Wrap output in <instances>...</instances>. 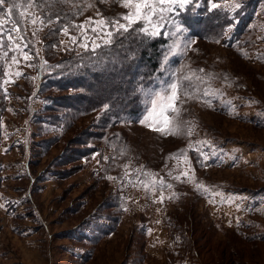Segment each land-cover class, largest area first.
<instances>
[{"label":"rangeland","instance_id":"374dc122","mask_svg":"<svg viewBox=\"0 0 264 264\" xmlns=\"http://www.w3.org/2000/svg\"><path fill=\"white\" fill-rule=\"evenodd\" d=\"M239 3L209 12L199 0L179 13L186 32L162 36L165 50L177 39L183 54L162 59L158 89L148 93L165 89L177 69L202 78L181 90L179 112L168 114L179 132L151 130L152 118L139 122L147 95L138 118L112 128L115 152L106 137L93 136L97 113L52 106L66 93L42 86L53 64L42 48L51 23L25 10L37 19L22 25L34 58L0 49V264H264V0ZM73 4L82 12L64 27L67 35L64 28L57 35L56 58L83 50L82 30L72 25L88 28L89 18L127 11L119 0ZM208 14L228 22L216 29L199 23ZM189 39L195 43L185 49ZM64 115L60 127L53 123ZM112 203L115 209L102 210ZM113 217L116 230L99 240L94 227Z\"/></svg>","mask_w":264,"mask_h":264},{"label":"trees","instance_id":"16d2710c","mask_svg":"<svg viewBox=\"0 0 264 264\" xmlns=\"http://www.w3.org/2000/svg\"><path fill=\"white\" fill-rule=\"evenodd\" d=\"M77 1L83 0H36L39 7H35L29 6L25 0H15L16 3H22L23 7L15 10L14 17L19 19L20 11L33 7L44 17L46 24L51 23L44 34L42 48L45 54L50 56L49 59L53 64L50 65V71L44 73L45 80L42 86L46 90L51 89L52 92L66 93L53 97V101H57L52 104L55 108L67 109L75 115L97 113L98 122L93 126L97 131L92 132L95 133L93 136L97 141L106 137L107 150L115 152L112 128L138 118L143 107L146 106L145 97L158 89L156 76L159 73H156L163 59L167 39L161 35L152 39L141 38L143 39L141 42V39L135 37L128 39L117 37L113 45L99 48L95 53L90 48L81 51L70 50L56 58L54 43L57 35L82 12L80 5L73 4ZM3 8L7 10L8 0ZM226 17L220 14L218 15L220 20H217L216 17L208 14L199 23L206 22L210 28L216 29L220 22L222 24L228 22ZM241 18L250 21V18H246L244 14H241ZM131 52L135 53L134 57L127 59L126 56ZM105 104L110 107L107 111H102ZM64 117L66 116L62 118L55 116L56 120L53 123L58 120L57 125L60 127V124L64 123ZM115 207L117 206L113 203L108 206L103 205L102 210H113ZM120 209L119 215L124 211ZM106 219L110 220L107 227L101 225L93 229L99 240L115 231L119 225V218Z\"/></svg>","mask_w":264,"mask_h":264},{"label":"snow or ice","instance_id":"6c2138e0","mask_svg":"<svg viewBox=\"0 0 264 264\" xmlns=\"http://www.w3.org/2000/svg\"><path fill=\"white\" fill-rule=\"evenodd\" d=\"M29 3V6L39 7L36 0H25ZM122 7L127 11L121 13L116 18H101L98 20H92L89 18L87 23L88 28H85L84 24L72 25L74 28H79L82 30L81 40L79 47L89 50L93 53L97 49L113 45L116 42L117 37H123L128 39L129 37H135L137 39H152L159 37L161 35L166 37H178L186 32V28L183 23L178 19L179 13L192 6L199 7V0H119ZM6 0H0V16H7L8 19H0V49L8 47V51H4L3 55L6 57L9 51L19 52L20 59L25 62L31 61L33 57V52L29 50L32 46L29 41L26 40L25 34L22 30V24L25 19L31 20L32 24L37 22V19L32 18L29 13L25 11H20L18 13L19 19L14 17V12L16 9L23 7L22 3H16L15 0H8V8L5 11L3 5ZM207 11L212 12L213 10H218L222 7H228L230 9H239V0H234L233 3L221 5L219 3L213 2V0H205ZM59 19V17L57 18ZM39 22L41 25L44 24V17H39ZM49 22H51L49 20ZM8 24H14V27H7ZM171 25L173 31H168L167 27ZM64 34H68V29H63ZM77 37H71L73 44L77 43ZM141 39V42H143ZM177 39H173L166 50L163 51V59L167 61L169 56L182 55L183 52L180 49ZM19 40L20 43H16ZM7 41V44H6ZM195 41L187 40L185 43V49L191 47ZM121 47H123L121 42ZM70 50V49H69ZM135 53H129L126 58L132 59ZM12 62L18 63V58L16 55L12 56ZM46 63V61L44 62ZM29 67L33 66L28 64ZM199 72H203V69H199ZM182 69H177L172 73V79L167 84V87L160 92L152 93L148 100L147 105V115L139 120L141 124H146L150 118H152L151 123H147V126L156 132L161 134H171L177 135L179 132V125L175 123L174 119H170L169 113H178L179 109L176 107L177 101L179 100V94L181 90H189L195 88L194 80H201L202 78L195 75V71L191 74L180 75ZM17 76L23 75L21 72L16 73ZM186 94L187 91H186ZM205 97L209 95L208 92L203 94ZM207 102V101H206ZM109 105L105 104L102 111H107ZM159 109V111H157ZM163 117L162 124L159 126L161 121L159 117ZM191 133L189 132V135ZM207 143V142H204ZM175 155V154H174ZM203 159L207 160V155L200 153ZM105 159H108L105 157ZM187 176V173H184ZM108 179H114L113 177H108ZM177 180L180 179L179 176L176 177ZM190 179V178H189ZM163 187V181H160ZM145 187H148L145 185ZM171 187V185H167ZM200 185H197V190L200 189ZM161 202L162 198H161ZM2 207V205H0Z\"/></svg>","mask_w":264,"mask_h":264}]
</instances>
